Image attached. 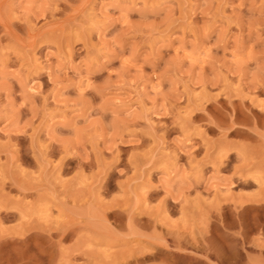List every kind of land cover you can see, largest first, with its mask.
<instances>
[{"label": "rangeland", "instance_id": "1", "mask_svg": "<svg viewBox=\"0 0 264 264\" xmlns=\"http://www.w3.org/2000/svg\"><path fill=\"white\" fill-rule=\"evenodd\" d=\"M0 264H264V0H0Z\"/></svg>", "mask_w": 264, "mask_h": 264}]
</instances>
